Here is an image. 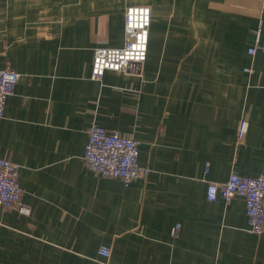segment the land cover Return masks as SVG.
<instances>
[{
    "label": "crops",
    "instance_id": "0c3cea01",
    "mask_svg": "<svg viewBox=\"0 0 264 264\" xmlns=\"http://www.w3.org/2000/svg\"><path fill=\"white\" fill-rule=\"evenodd\" d=\"M130 5L152 9L147 59L93 79ZM259 25L264 0H0V68L21 74L0 157L19 164L31 209L0 206V264H264L245 198L207 197L210 182L264 173ZM93 124L139 140L149 173L127 186L90 169Z\"/></svg>",
    "mask_w": 264,
    "mask_h": 264
},
{
    "label": "built area",
    "instance_id": "2783aa9c",
    "mask_svg": "<svg viewBox=\"0 0 264 264\" xmlns=\"http://www.w3.org/2000/svg\"><path fill=\"white\" fill-rule=\"evenodd\" d=\"M152 9L148 5H130L125 10V39L120 47L101 46L95 49L91 77L100 79L107 70H128L142 64L148 55ZM255 45L249 52L264 51L262 25L257 28ZM252 71V67L246 68ZM21 74L11 65L0 68V117L5 115L6 103L19 83ZM248 129L246 118L242 117L237 125L238 142L244 141ZM88 141L84 160L90 169L108 177H120L125 185L146 176L150 168L140 163L139 140L121 134L116 130L93 124L88 129ZM20 166L14 161L0 157V206L12 207L22 215H30L31 209L22 199L23 187L19 180ZM222 195L227 201L240 195L246 201V213L250 230L264 233V173L258 176L232 173L224 183L210 182L207 197L216 200ZM180 225L172 229L177 235ZM99 252L110 257L107 246Z\"/></svg>",
    "mask_w": 264,
    "mask_h": 264
}]
</instances>
